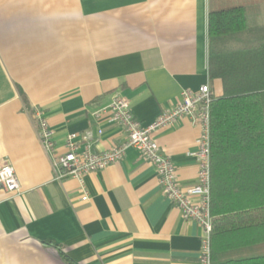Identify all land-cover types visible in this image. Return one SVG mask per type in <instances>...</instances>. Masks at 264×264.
Here are the masks:
<instances>
[{"label":"crops","instance_id":"0c3cea01","mask_svg":"<svg viewBox=\"0 0 264 264\" xmlns=\"http://www.w3.org/2000/svg\"><path fill=\"white\" fill-rule=\"evenodd\" d=\"M240 3L264 25V0H0V166L19 179L16 191L0 185V264H199L201 225L182 217L136 148L83 182L59 179L35 114L55 152L74 133L81 151L86 131L102 151L126 141L93 115L115 94L144 126L184 90L208 83L221 95L209 78V12ZM199 134L187 117L154 133L182 186L197 180Z\"/></svg>","mask_w":264,"mask_h":264},{"label":"trees","instance_id":"16d2710c","mask_svg":"<svg viewBox=\"0 0 264 264\" xmlns=\"http://www.w3.org/2000/svg\"><path fill=\"white\" fill-rule=\"evenodd\" d=\"M253 4L213 9L208 71L223 93L211 104V264H264V25Z\"/></svg>","mask_w":264,"mask_h":264},{"label":"built area","instance_id":"2783aa9c","mask_svg":"<svg viewBox=\"0 0 264 264\" xmlns=\"http://www.w3.org/2000/svg\"><path fill=\"white\" fill-rule=\"evenodd\" d=\"M213 96L208 83L197 90H184L181 100L174 106L162 111L149 125H142L134 116L130 101L123 95L115 94L111 102L95 112L97 119L115 123L125 133L126 141L113 145L107 150H93L90 142L93 135L86 131L82 135L85 146L78 151L75 139L78 134L68 136L67 150L59 154L55 152L54 131L40 111L36 112V132L46 152L51 153L57 178L66 176L77 178L83 182L85 174L102 170L109 164L120 160L128 147L136 148L142 158L150 162L159 180L161 191L181 210L185 220L197 221L203 231L201 256L199 264H211L210 236L213 228L211 215V104ZM189 118L200 128L196 139L195 157L198 165L197 180L189 186H182L178 180L176 166L165 154L154 137L155 131L163 127H171L181 118ZM103 134V129H98ZM0 185L10 191L19 188V179L12 165L0 166ZM87 194L82 200H87Z\"/></svg>","mask_w":264,"mask_h":264}]
</instances>
